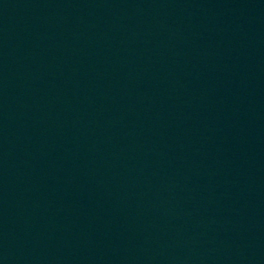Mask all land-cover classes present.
Segmentation results:
<instances>
[{"label": "water", "instance_id": "95a60500", "mask_svg": "<svg viewBox=\"0 0 264 264\" xmlns=\"http://www.w3.org/2000/svg\"><path fill=\"white\" fill-rule=\"evenodd\" d=\"M0 264H264V0H0Z\"/></svg>", "mask_w": 264, "mask_h": 264}]
</instances>
